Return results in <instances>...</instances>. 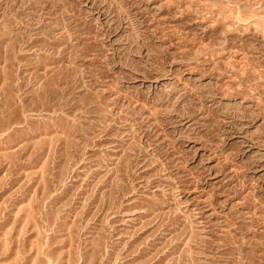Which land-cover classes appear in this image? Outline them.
<instances>
[{"label": "rangeland", "instance_id": "obj_1", "mask_svg": "<svg viewBox=\"0 0 264 264\" xmlns=\"http://www.w3.org/2000/svg\"><path fill=\"white\" fill-rule=\"evenodd\" d=\"M0 264H264V0H0Z\"/></svg>", "mask_w": 264, "mask_h": 264}]
</instances>
